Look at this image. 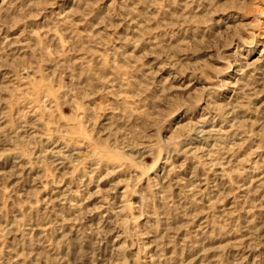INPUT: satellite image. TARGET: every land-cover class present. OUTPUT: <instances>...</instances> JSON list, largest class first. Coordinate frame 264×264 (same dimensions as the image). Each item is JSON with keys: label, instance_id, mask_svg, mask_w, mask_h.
Masks as SVG:
<instances>
[{"label": "rangeland", "instance_id": "obj_1", "mask_svg": "<svg viewBox=\"0 0 264 264\" xmlns=\"http://www.w3.org/2000/svg\"><path fill=\"white\" fill-rule=\"evenodd\" d=\"M0 264H264V0H0Z\"/></svg>", "mask_w": 264, "mask_h": 264}]
</instances>
